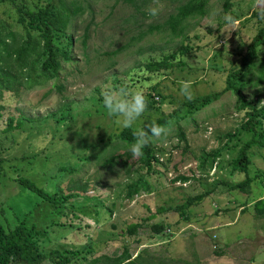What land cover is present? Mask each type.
I'll return each instance as SVG.
<instances>
[{
  "label": "rangeland",
  "instance_id": "rangeland-1",
  "mask_svg": "<svg viewBox=\"0 0 264 264\" xmlns=\"http://www.w3.org/2000/svg\"><path fill=\"white\" fill-rule=\"evenodd\" d=\"M185 1L149 0L143 9L158 7L159 14L156 17H143L138 13L139 21L130 24L134 28L129 34L137 33L139 29L146 30L151 23H162ZM8 5V1L1 3L0 10ZM84 9L78 35L91 21L92 13L94 16L89 26V61L80 63V72L61 74L60 81L66 85L64 92L52 89V81H49L23 90L16 101L2 102L3 119L9 117L7 112L17 114L20 109L25 115L40 117L58 112L57 116L63 115L64 120L53 125L57 127L56 130L43 127L38 130L41 134L36 130L30 139H25V135L20 137L17 153L12 152L9 162L4 164L8 175L4 178L0 176V223L7 224L8 220L14 225L40 201L13 177L22 175L45 186L43 173L46 169L51 172L61 164L84 165L85 156L100 148L112 132L122 129L107 115L102 99L95 90V86L101 85L106 77L116 73L119 78H126V71L137 66L142 56L159 57L175 51L182 43L189 44L192 49L178 56L182 65L164 74L148 72L144 74L146 78H137L139 88L143 91L149 88L150 91L154 86L163 100L160 99L156 108L146 105L144 114L132 126L141 129L177 109L184 115L189 111L182 106L186 100L179 94L181 83L191 85L194 98L222 91L228 73L241 64L248 44L259 27L264 25V0H230L228 11H224V0H209L205 16L186 20L185 36L171 39L168 31H155L109 61L105 52L128 41L129 35L122 34L119 24L130 13L136 12V8L124 0H89ZM225 14L230 15L234 23L226 25L222 19ZM1 15L8 19L7 14ZM3 22L0 17V27ZM113 23L117 25L114 28ZM141 44L145 47L151 45L153 49L144 54L138 53L135 49ZM79 46L76 45L74 52L81 50ZM260 53L264 56V46L260 47ZM79 57L83 58L80 54ZM112 61L115 64L108 68ZM141 72L137 73L142 75L144 72ZM107 84L111 85V82ZM262 85L264 88V81ZM257 87L248 86L244 91L252 95V90ZM254 97L264 100V89L263 93H257ZM263 100L259 103L262 104ZM63 103H69L72 111L59 110ZM236 104V96L231 91H225L203 109L188 113L194 118L183 117L178 124L165 127L160 136L153 137L154 153L160 164L145 174H151L147 179L152 187L137 193L134 198H128L124 191L127 181L124 175L100 170L96 180L90 179L99 169L92 162L86 163L82 172L69 174L66 180L61 181L63 191L70 185L72 176L80 179V183L87 182L90 187L88 193L105 202V207H97L104 214H96L93 207L86 208L85 222L81 226H77L79 221L73 222V227L68 226L70 224L53 226L49 235L41 238V247L66 246L77 250L88 243L91 251L83 249L80 257L89 258L121 253L125 247L133 257L146 250L147 264H166L168 259H178L181 264H264V216H258L256 209V202L264 199V147L255 144L249 149L252 159L249 174L253 181L248 189H231L225 184L245 179L244 173L231 171V160L236 157L239 148L253 137V133L251 135L240 128L241 113ZM180 129L185 132V139L180 137ZM235 129L240 132L229 143L226 134ZM259 129L260 126L257 127ZM37 140L41 144L39 150L32 146ZM225 143L229 144L225 145L226 149L214 167L208 169L209 173L203 171L200 168L202 155L217 150ZM36 153L39 156L31 159L30 164L17 166L22 154ZM14 156L17 158L12 159ZM3 157L8 158L7 155ZM42 159L48 160L46 167ZM129 161L132 169L138 167L137 156ZM216 181L219 182L214 185ZM207 189L212 192L202 201H194L187 210V219L183 217L177 207ZM86 203L93 204V200ZM50 208L46 202L40 203L26 223L30 226L36 224L38 228L50 224L51 220L45 219V213ZM71 215L69 212V215L55 217L56 220L67 221ZM132 223H140V227L135 234L129 235L126 229ZM158 224L164 227L156 232L153 226Z\"/></svg>",
  "mask_w": 264,
  "mask_h": 264
},
{
  "label": "trees",
  "instance_id": "trees-1",
  "mask_svg": "<svg viewBox=\"0 0 264 264\" xmlns=\"http://www.w3.org/2000/svg\"><path fill=\"white\" fill-rule=\"evenodd\" d=\"M8 1V6L0 10V17L4 21L0 27V176L6 177L7 171L4 169L5 163L9 162L12 152L18 150L20 137L26 136L25 139L38 132L43 127H49L56 130L53 125L64 120V116H57L58 112L51 113L48 117L25 115L18 109L17 114L7 112L9 116L4 118L2 102L16 101L21 97L23 90L32 89L52 81V89L57 92H64L66 85L60 81L61 74L80 72V63L88 62V41L89 26L94 21L93 13L91 21L84 26L82 33L78 35V29L81 17L84 14V7L89 4V0H0V4ZM29 1L31 3L29 4ZM136 8V12L130 13L119 24L122 34H128V41L116 46L114 50H107L109 61L113 57L126 51L134 43H139L146 35L155 31H168L171 39L175 36H185L186 20L191 17L205 16L208 13L209 0H187L177 7L176 12L170 13L168 18L162 23L149 24L146 30L139 29L137 33L129 34L134 28L130 24L138 23V13L146 17V11L143 7L149 0H124ZM230 9V0H224V11ZM1 14H7L4 18ZM15 14V15H13ZM11 18V21L9 19ZM137 19V20H136ZM117 25L113 23L112 27ZM80 44L81 50L77 53L76 45ZM79 46V48H80ZM264 46V25L260 26L257 34L252 38L247 46V54L242 57L241 64L235 69L232 68L226 78V85L222 91L198 95L191 102L185 101L182 106L188 109L184 115L180 114V109L172 113L164 114L155 121L148 123L143 128L131 126L130 128H122L120 131L112 132L108 135L100 148L84 157L85 164L92 162L98 166L97 173L90 179H97L100 170L112 172L114 175H124L127 181L124 183V191L128 198H134L137 193L143 190L148 191L152 186L149 185L148 175L153 171L155 165L160 164L154 153V140L148 133V127L155 123L163 129L173 124H178L180 119L189 118L188 113H196L215 100L221 97L225 91H231L237 99L236 107L241 113V127L245 132L250 133L253 137L245 142L238 150L236 157L231 160V171L245 174V179L234 183H225L231 189L241 188L246 190L250 187L253 177L249 174V166L252 164L249 149L255 144L264 147V100L254 95L263 93L264 81V56L260 53V47ZM153 46L145 47L139 45L135 51L143 54L152 50ZM192 49L189 44L182 43L177 49L171 53H163L159 57L148 56L141 57L138 65L126 71V78H119L118 74L112 73L106 77L101 85L95 86V90L101 98L102 89H115L126 87L131 90H139L142 92L148 108H156V105L163 100L159 91H155L153 86L150 91L148 89L139 88L136 82L140 76L148 72L164 74L175 66L182 65V60H178V56L188 53ZM79 54L83 56L81 59ZM115 64L110 62L108 68ZM144 72L140 75L137 72ZM257 72V74L254 73ZM111 82L110 84H107ZM253 85L258 86L252 90L251 94L245 93V88ZM157 98V99H156ZM161 99V101H160ZM263 100L262 104L261 102ZM59 110H67L71 112L70 104L63 103ZM63 113V112H62ZM69 116H72L71 114ZM190 117V118H192ZM260 129L257 130V127ZM144 130L149 135V142L143 147L141 155L137 156L138 167L132 169V163L129 161L133 157L129 151V145L134 140V133ZM239 129L234 132H227V141L232 142L237 138ZM179 135L185 139V132L180 129ZM215 151L204 153L200 168L203 171L212 169L215 162L222 156L226 149V144ZM22 145V143H21ZM226 145V146H225ZM7 155L8 158L3 157ZM39 156L22 154L19 158L17 166L30 164V160ZM17 158L16 156L12 159ZM83 159V157H82ZM44 167L47 166L48 160L42 159ZM84 165L81 164H61L49 172L44 171V184L40 186L36 180L22 175L13 177L18 181L23 189L29 190L32 194L40 198V201L31 209L23 218L17 220L14 225L7 220V224L0 223V264H147L146 250L132 256L128 248L125 247L123 252L110 254H102L99 256L80 257L82 250L91 251V247H84L77 250L68 247H53L44 249L41 247V238L49 235V230L53 226L73 227V222L79 221L77 226H81L85 222V209L94 208V212L98 215L104 213L97 207H105V202L94 194H89L90 187L87 182L80 183V179L72 176L69 180L67 191H63L60 184L66 180L67 176L74 172H82ZM16 169V167H15ZM145 169V171L143 170ZM209 169V170H208ZM55 170V172H53ZM53 172V173H52ZM121 172V173H120ZM135 172V173H134ZM1 179V177H0ZM219 181L214 183L218 184ZM95 189V188H94ZM212 191L207 189L205 192L196 197L189 198L186 202L179 205L177 210L187 219V210L194 201H202ZM93 200V204L86 202ZM47 203L51 208L45 213L46 220H51L43 228L35 225H28V219L40 203ZM258 216H264V199L256 202ZM112 211V209H108ZM71 217L67 221L56 220L62 215ZM56 220V221H55ZM89 224V223H88ZM115 227V226H114ZM140 227V223H132L127 226L126 232L133 235ZM163 224L154 225L153 229L159 232L163 228ZM116 228V227H115ZM166 264H181L178 259H168ZM190 264V263H188Z\"/></svg>",
  "mask_w": 264,
  "mask_h": 264
},
{
  "label": "clouds",
  "instance_id": "clouds-1",
  "mask_svg": "<svg viewBox=\"0 0 264 264\" xmlns=\"http://www.w3.org/2000/svg\"><path fill=\"white\" fill-rule=\"evenodd\" d=\"M159 14L158 7H148L146 15L156 17ZM226 25L234 23L233 18L225 14L222 17ZM179 94L184 97L186 101L193 100V92L191 85L188 82H182L179 88ZM101 99L104 109L110 118H113L114 123L120 128H130L133 123L139 119L146 110L145 98L141 91L131 90L126 87H119L115 89H102ZM164 129L152 123L148 127V133L151 137H158ZM149 142V135L144 130H139L134 133V140L129 145V151L133 157L141 155L143 147ZM33 148L39 150L40 142L34 141Z\"/></svg>",
  "mask_w": 264,
  "mask_h": 264
},
{
  "label": "built area",
  "instance_id": "built-area-1",
  "mask_svg": "<svg viewBox=\"0 0 264 264\" xmlns=\"http://www.w3.org/2000/svg\"><path fill=\"white\" fill-rule=\"evenodd\" d=\"M157 99V98H156Z\"/></svg>",
  "mask_w": 264,
  "mask_h": 264
}]
</instances>
